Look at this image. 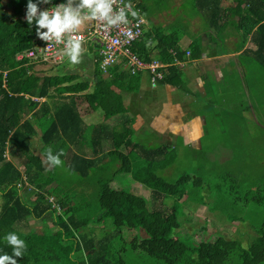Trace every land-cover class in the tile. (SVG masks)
I'll list each match as a JSON object with an SVG mask.
<instances>
[{
	"label": "trees",
	"instance_id": "obj_1",
	"mask_svg": "<svg viewBox=\"0 0 264 264\" xmlns=\"http://www.w3.org/2000/svg\"><path fill=\"white\" fill-rule=\"evenodd\" d=\"M127 1L135 3V8L139 9L133 20L142 18L147 22L142 25V35L133 44V52L146 63L157 61L165 65L161 69L163 78L156 80L154 85L181 78L178 66L187 62L191 52L197 54L199 41H192L187 46L189 50H180L181 35L149 28L150 21L144 16L148 6L144 1ZM190 1L195 8L209 11L207 23L217 31L230 23V10L225 9L224 4L220 8L224 0ZM245 4L242 10L238 5L237 12L243 17L240 28L246 36L245 41L249 39V46L239 55L250 58L258 68L256 72H264V0H246ZM26 6L27 0H0V255L12 254L4 237L16 233L27 245L23 257L17 258V264H129L125 258L128 249L135 256V264H226L233 254L235 264H264V221L258 228H251L255 238L247 248L223 235L205 238V228L195 231L199 232L196 242L194 233H187L183 228L181 219L185 221V217L180 210L190 188L201 186L199 178L185 174L170 186L164 180L156 182L157 172L174 161L173 149L165 145L157 150L133 140L124 96L132 97L137 85L133 86L130 71L123 64L110 68L108 74L103 75L98 69L96 55L91 85L88 81H77L76 76L35 77L28 60H15L18 53L30 50L37 39L35 22L29 25L24 18ZM252 13L257 15L254 23L249 19ZM145 28L149 30L147 33H144ZM251 44L253 48L248 49ZM86 48L97 50L94 44ZM139 73H147L151 83L149 71L136 74ZM112 92L117 95L116 101L112 100ZM80 96L91 112H102V123L95 126L84 123L77 109ZM111 119L121 127L120 134L105 123ZM114 133L119 138L115 145ZM35 146L39 147V155L32 152ZM121 146L128 149L131 163L119 150ZM49 147L54 154L63 151L60 159H67L66 167L77 176L69 183H88L93 188V209L88 208L86 201L71 206L67 201L72 197L58 196L63 182L57 183L54 171L57 167L49 169L44 164ZM7 155L18 159L21 166L8 160ZM113 156L115 160L111 161ZM120 159L122 165L118 171H106V167L119 163ZM20 167L32 188H23ZM108 172L111 174L106 176ZM119 173L148 187L153 200L150 202L141 195L112 186L114 176ZM247 191L244 192L245 204L252 201L264 206V199L256 193L258 187ZM206 194L205 191V197ZM49 199H54L61 209L59 215H55ZM201 200L200 204L205 205ZM32 220L51 221L53 228L34 233L33 225L29 224ZM141 231L149 236L150 245L145 250H134L132 241ZM126 234L129 237L123 241L121 238ZM77 253L83 256L81 263Z\"/></svg>",
	"mask_w": 264,
	"mask_h": 264
},
{
	"label": "rangeland",
	"instance_id": "obj_2",
	"mask_svg": "<svg viewBox=\"0 0 264 264\" xmlns=\"http://www.w3.org/2000/svg\"><path fill=\"white\" fill-rule=\"evenodd\" d=\"M143 1L148 6L144 16L148 22L152 20L148 27H151V29L158 28L162 33H164V30L165 33L172 32L175 36L181 35L178 45L180 50L186 49L188 41L198 40L206 43L205 49L208 54H229L233 51L235 53L234 59L229 63L235 66V70L230 73L229 77L225 74V81L217 89L210 88L215 93V97L211 99L209 96H202L199 92L194 96L193 100L197 101L195 115H200L206 122L205 126L202 127L204 136L196 144L187 143L181 138H172L169 142L171 144L169 148L173 149L174 161L164 170L157 172L156 182L164 180L166 185L170 186L185 174L192 178H199L201 186L190 188L180 210L183 217H185V221H183V218L181 219L183 228L187 233H194L195 238L193 237V240L196 242L199 241L197 240L199 232L195 231L205 228V238L213 237L214 234L223 235L228 239L235 240L241 247L247 248L255 238L252 237L255 234L252 229L258 228L264 221V206H257L252 201L248 204L244 202V192H248L247 189L249 188L255 189L258 187L259 192L256 193L264 199V118L259 115L261 111L264 114V72L257 70V73L253 69L255 66L253 63L249 67L242 66V56L237 53L239 51L241 53L249 46V43H247L249 41H245L246 36L243 35L240 28L243 17L237 12L238 5H240L241 10L246 7V0L223 1L229 4L230 23H227L222 31H217L211 25L209 26L207 23L209 11L203 12L195 8L190 0ZM231 5L233 6L230 8ZM221 7L222 5H220ZM224 8L226 9L227 6ZM249 19L253 23L256 22V13L250 14ZM148 31L145 28L144 33ZM228 33L233 38L231 42H227L222 38ZM240 48L241 50H239ZM252 48L253 44L248 49ZM83 49L82 62L78 65L71 64L68 57L64 56L63 63L58 65L50 63L32 65V73L35 77L76 76L77 81H88L92 85L97 50L96 52L87 50L86 46H83ZM226 72L228 71L226 70ZM252 89L258 93L256 97L251 95L253 93ZM256 99L262 102L261 106L257 105ZM163 100L164 98L160 99V101ZM173 102L182 105L181 95H174ZM188 106V110L193 111L190 110L192 104ZM198 107H200L199 111ZM77 109L88 125H98L104 118L99 110L91 112L82 96L77 100ZM153 110L151 109V111ZM157 110L160 111L161 109ZM152 121L153 119L149 120L148 124H152ZM110 126L114 127V125ZM116 128L120 130L119 126ZM40 134L41 129L38 136ZM144 137H147V133L137 134L133 136V140L146 147L157 148V150L158 147H161V143L165 142L162 139L159 140L160 136H158L152 139L153 142L150 145V140H146ZM114 138H116L115 133ZM123 150L124 148L120 151L127 156L128 152L124 153ZM32 152L39 155V147H33ZM115 157H111L110 160L114 161ZM7 159L16 166H21L18 159L11 158L8 155ZM127 161L131 163V158L128 156ZM127 161H125L126 164H128ZM62 162V165L54 170L57 172V183L63 182L59 186L58 196L61 198L65 196L72 197L71 200L67 201L71 206L86 201V204L89 205L88 208L93 209L94 206L91 203L93 201V188L88 183L80 185L69 183L76 180L77 176L72 174L66 167L67 159ZM44 164L47 166L46 162ZM120 165H122L121 159L119 163L116 162L113 166L106 167V171H112V173L118 171ZM20 169L21 181L24 184L23 188L28 186L32 188L27 183L23 168L20 167ZM110 174L108 172L106 176ZM111 185L128 193L141 195L150 202L153 200L150 196L151 190L148 187L132 181L129 175L125 173L114 176V182ZM17 188L20 189L18 186ZM205 191L208 193L206 197L204 195ZM201 198L205 201V205L200 204ZM33 199L34 196L31 197V201ZM1 201L2 199H0ZM52 206L55 209V215H59L61 209H57L58 205L54 199ZM29 224L33 225L34 233L53 228L51 221L32 220L29 221ZM216 224L218 226L214 230L213 227ZM128 237L129 235L126 234L121 239L126 241ZM149 245L150 238L143 231L132 241L134 250H145ZM76 255H78L81 263L83 256H80V253ZM134 257L128 249L125 258L130 261L129 264H135ZM229 259L226 264H235V254L231 255Z\"/></svg>",
	"mask_w": 264,
	"mask_h": 264
},
{
	"label": "crops",
	"instance_id": "obj_3",
	"mask_svg": "<svg viewBox=\"0 0 264 264\" xmlns=\"http://www.w3.org/2000/svg\"><path fill=\"white\" fill-rule=\"evenodd\" d=\"M220 4H224V7H228L229 5L228 2ZM222 38L227 42H231L233 39L229 33L226 36H222ZM191 42L192 40L188 41L186 45L187 50H189L187 46ZM199 43L197 54L196 51L191 52L189 58L187 57L185 60L187 62H182L178 66L182 73L181 78H173L170 83L152 85L147 73L131 75L130 81L133 83V86L137 85V88L133 90L132 97L128 94L124 96L126 97L124 98V102L129 107V112H126V115L131 121L132 136L147 133V137L144 138L150 140V145L153 142V138L160 136L159 140L165 141L161 143V146L171 145L169 142L172 138H181L185 142L193 144L200 142L204 136L202 127L205 126L206 122L200 115H195L197 112L195 108L197 101L193 100L194 96L199 92L202 96H209L211 99L215 97V93L210 88L217 89L225 81V74L229 77L230 73L235 70V66L229 64L234 59L235 53L233 51L229 54H208L205 49L206 43L200 41ZM87 50L89 49L87 48ZM238 53L240 54V52ZM192 54L194 55L193 57H191ZM252 63L253 61L250 58L244 59L242 57L241 59L242 66L249 67ZM253 69L256 70V67L254 66ZM252 90L253 93L251 95L256 97L258 93L254 89ZM112 93V100L116 101L117 95L116 93L112 95ZM176 94L181 95L182 105L174 103L175 100L173 102L174 95ZM161 98H164V100L160 101ZM258 101L260 100L256 99L257 105H260ZM189 104H192V109L190 108V110L193 111L191 112L188 110ZM151 109L154 110L151 111ZM197 109L199 111L200 107ZM259 115L264 118L263 111ZM152 119V124H148V121ZM83 121L87 123L84 119ZM103 121L102 119L101 123ZM110 121L112 123H109ZM134 121L136 124L133 123ZM105 123L110 129H114V132L121 133L122 129L114 119L107 120ZM110 125H114V127ZM117 126L120 127V130H117ZM118 140L119 138H114V145L118 143ZM122 148L123 146L119 147V150H122ZM123 151L127 153L128 149L125 150L124 148Z\"/></svg>",
	"mask_w": 264,
	"mask_h": 264
},
{
	"label": "clouds",
	"instance_id": "obj_4",
	"mask_svg": "<svg viewBox=\"0 0 264 264\" xmlns=\"http://www.w3.org/2000/svg\"><path fill=\"white\" fill-rule=\"evenodd\" d=\"M49 3L51 0H36V3L27 0L25 20L29 25L35 22L37 38L47 42L48 47L51 42L64 44L62 55L67 56L73 65L82 62L84 37L78 33L86 22L97 21L106 29H111L129 24V14L132 17L138 15L132 10L131 3L124 4L123 0H119L123 6L118 8L114 7L118 0H66V3L45 10L38 7ZM45 155L49 169L62 165V150L54 154L49 147ZM4 239L12 248V254L0 255V264H17V258H22L27 249L26 242L16 233H8Z\"/></svg>",
	"mask_w": 264,
	"mask_h": 264
},
{
	"label": "built area",
	"instance_id": "obj_5",
	"mask_svg": "<svg viewBox=\"0 0 264 264\" xmlns=\"http://www.w3.org/2000/svg\"><path fill=\"white\" fill-rule=\"evenodd\" d=\"M123 2L124 4L131 3L127 0H123ZM61 3L66 2L43 4L40 9L45 10ZM131 5L132 10L139 13V9L135 8V3H131ZM121 6L123 5L119 3V0L117 5H114L116 8ZM128 19L133 22L111 29H106L100 22L89 21L80 29L78 35L84 37L83 46L87 47L89 44H94L97 47L98 69L103 75L108 74L110 68L123 64L125 68L130 71L131 75H135L137 72L141 71H149L152 75L151 83L154 85L156 80L163 78L161 69H164L165 65L157 61L146 63L137 57L132 47L134 42L138 40L143 33L142 25L147 24V22L142 18L134 21L130 14ZM63 48L64 44H56L55 42H51V46L48 47L47 42L37 38L33 47L28 51L18 53L15 60L17 62L28 60V64L31 66L39 64L46 65L47 63L58 65L63 63ZM188 54L189 53H187V55ZM49 201L52 202L53 199H49ZM57 209L59 210V207Z\"/></svg>",
	"mask_w": 264,
	"mask_h": 264
}]
</instances>
